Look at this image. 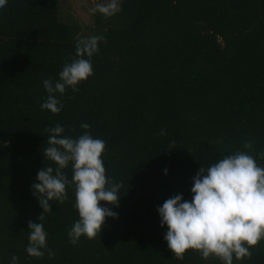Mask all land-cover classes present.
Segmentation results:
<instances>
[{
	"label": "trees",
	"instance_id": "obj_1",
	"mask_svg": "<svg viewBox=\"0 0 264 264\" xmlns=\"http://www.w3.org/2000/svg\"><path fill=\"white\" fill-rule=\"evenodd\" d=\"M117 2L85 27L60 0L0 8V264H221L191 249L173 258L156 208L178 193L191 200L192 177L224 154L245 151L264 167V0ZM90 36L104 38L92 75L66 89L59 113L41 110L42 81L58 79ZM57 124L103 140L106 176L122 186L116 204L99 202L117 216L76 244L67 235L79 219L74 187L43 214L32 195L38 171L55 167L43 151ZM65 172L71 179V166ZM41 214L52 256L25 251L28 222ZM250 251L233 264H264V239Z\"/></svg>",
	"mask_w": 264,
	"mask_h": 264
},
{
	"label": "clouds",
	"instance_id": "obj_2",
	"mask_svg": "<svg viewBox=\"0 0 264 264\" xmlns=\"http://www.w3.org/2000/svg\"><path fill=\"white\" fill-rule=\"evenodd\" d=\"M8 0H0V8ZM119 10L116 0L97 4L93 11L105 16L114 15ZM102 36L81 38L75 47V56L64 64L58 79H44L43 87L47 97L40 104L41 110L59 113L63 104L60 97L66 89L78 91L77 85L92 75L91 58L98 51ZM82 129L90 127L87 123ZM48 146L43 157L53 166L38 171L36 181L31 185L32 195L40 207L51 211L50 202L63 203L68 199L66 189L74 187V207L78 217L67 235L70 243L76 244L81 236L95 238L101 231L105 217L117 216L100 201L116 204L120 183L112 182L106 176L102 160L105 149L103 140L94 138L88 131L73 138L64 135L65 129L57 124L48 129ZM164 132L161 130V135ZM244 148L252 144L245 142ZM264 158V152L257 154ZM71 166L69 179L65 172ZM167 174V169L164 170ZM191 200L182 193L166 199L158 205L160 226H166L163 239L173 258L182 260L186 250L198 251L202 259L215 257L221 264H233L251 256L250 249L264 239V167L245 151L224 154L207 167L201 166L192 177ZM38 223L28 222V245L25 249L30 256L42 257L47 249V233L44 230L43 215ZM48 250L49 256L54 253ZM10 264H17L12 256Z\"/></svg>",
	"mask_w": 264,
	"mask_h": 264
},
{
	"label": "rangeland",
	"instance_id": "obj_3",
	"mask_svg": "<svg viewBox=\"0 0 264 264\" xmlns=\"http://www.w3.org/2000/svg\"><path fill=\"white\" fill-rule=\"evenodd\" d=\"M64 12L72 16L81 25L88 26L92 23V11L97 5V0H60ZM109 3L111 0H106ZM118 5V2L116 0Z\"/></svg>",
	"mask_w": 264,
	"mask_h": 264
}]
</instances>
